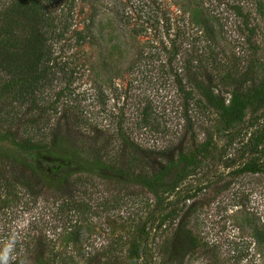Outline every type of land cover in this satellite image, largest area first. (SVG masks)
<instances>
[{"label":"rangeland","instance_id":"obj_1","mask_svg":"<svg viewBox=\"0 0 264 264\" xmlns=\"http://www.w3.org/2000/svg\"><path fill=\"white\" fill-rule=\"evenodd\" d=\"M257 1L75 0L67 11L61 0L52 8L69 26L55 54L71 77L46 92L53 99L63 89L46 128L60 125L93 146L98 136L112 137L117 120L123 119L142 156L149 153L146 169L153 171L191 139L196 144L212 139L214 160L206 159L201 170L181 183L179 194L168 198L174 203L161 214L175 208L177 215L149 230L146 264H264V138L252 152L257 153L254 158L246 148L247 131L228 143L217 117L205 113L201 102H189L184 110L174 76L182 77L186 52L200 53L209 46L201 28L189 21L199 9L213 27L211 46L226 65L221 74H243L244 85L259 82L264 76V27L254 8ZM86 28L95 45L77 46L75 33ZM207 80L217 83L213 74ZM228 93L220 88L222 98ZM143 111L149 120L146 129L137 126ZM258 115L250 132L260 139L263 118ZM83 121L90 127L81 130ZM245 162L259 163L263 171L236 174ZM93 179L92 186L54 189L36 183L31 196L21 182L12 186V195L0 190V264L14 258L34 264L35 256H45L43 242L52 244L57 257L83 255L76 256L81 264H126L129 241L141 228L149 229L154 200L139 186L123 188L115 180ZM187 231L197 248L189 245Z\"/></svg>","mask_w":264,"mask_h":264},{"label":"trees","instance_id":"obj_2","mask_svg":"<svg viewBox=\"0 0 264 264\" xmlns=\"http://www.w3.org/2000/svg\"><path fill=\"white\" fill-rule=\"evenodd\" d=\"M60 1L0 0V190L7 192L6 196L12 195V186L21 182L25 193L31 196L36 183L48 189L63 188L65 185L92 186L93 178L115 180L123 188L131 185L141 187L154 200L150 215L152 220L146 232L143 231L145 227L141 228L140 234L129 241L124 262L146 264L144 249L149 242V230L160 227L168 216L173 219L178 213L173 208L161 215L166 206L174 203L168 198L179 194L181 183L201 170L206 159L214 160L212 154L215 148L211 138L200 144L191 139L190 143H185L190 145H182L174 156L158 163L160 168L153 171L148 167L146 169L145 157L148 159L149 153L144 151L142 156V147L133 142L123 119L117 120L112 137L98 136L97 144L93 146L76 140L65 128L62 131L60 125H56L55 129H50L51 126L46 128L63 89L54 94L53 99L46 92L56 81L67 83L71 77L67 64H61L55 54L56 44L65 38L69 27L64 23L66 19L54 15L52 8ZM62 1L68 11L75 0ZM254 8L264 27V1H257ZM189 21L194 27L201 28L205 44L209 46H205L200 53L194 50L186 52L180 68L182 79L178 74L174 75L183 108L186 111L189 102L198 106L201 102L200 107L205 113L210 112L217 117L228 143L239 139L244 135L242 132L247 131L246 148L249 156L254 158L257 153L252 152L264 138V76L257 83L244 85L243 74H221L226 65L211 46L215 37L208 18L197 9L195 13L191 12ZM87 28L75 33L77 46L95 45ZM107 65L109 67L108 63L103 66L104 72ZM210 74L217 78L214 86L207 80ZM185 86L189 88L185 90ZM220 88L228 90L227 99L220 96ZM64 90L67 92V87ZM215 90H219L218 93L215 94ZM195 97L199 100L194 102ZM145 112L139 116L137 123L143 129L149 127ZM256 115L263 118V127L258 130L263 134L260 139L255 131L250 132L257 124ZM88 126L83 121L79 128L82 130ZM262 171L259 163L245 162L234 172L257 174ZM23 173L27 174L26 177ZM17 174L21 177L18 178ZM76 210L82 213L83 207L77 205ZM187 237L191 248H197L189 231ZM76 242L78 240L73 241ZM43 245L46 247L45 256H35L34 264H81L77 257H84L79 253L74 256L58 254L57 257L52 244L43 242ZM3 264H21V260L14 258L3 261Z\"/></svg>","mask_w":264,"mask_h":264}]
</instances>
